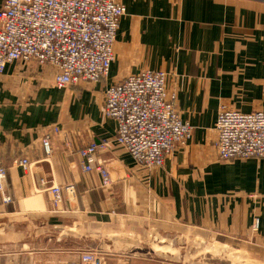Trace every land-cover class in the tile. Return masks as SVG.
I'll list each match as a JSON object with an SVG mask.
<instances>
[{
    "label": "crops",
    "instance_id": "obj_1",
    "mask_svg": "<svg viewBox=\"0 0 264 264\" xmlns=\"http://www.w3.org/2000/svg\"><path fill=\"white\" fill-rule=\"evenodd\" d=\"M118 1L126 15L106 79L59 90L54 70L36 63L0 77V264H81L87 252L104 264H264V159L221 162L215 150L221 106L264 112V0ZM146 70L169 74L193 127L161 168L138 166L103 115L105 90ZM104 142L109 188L77 154ZM24 158L30 172L16 163ZM52 184L75 186L59 208Z\"/></svg>",
    "mask_w": 264,
    "mask_h": 264
},
{
    "label": "built area",
    "instance_id": "obj_2",
    "mask_svg": "<svg viewBox=\"0 0 264 264\" xmlns=\"http://www.w3.org/2000/svg\"><path fill=\"white\" fill-rule=\"evenodd\" d=\"M126 15L118 0H5L0 9V77L14 63H36L54 70V86L59 90L106 79L115 61V43L120 23ZM169 74L146 70L112 84L104 92L103 115L117 124L114 142L146 169L161 168L166 159L186 147L193 127L181 119L177 93L168 90ZM217 158L221 162L264 159V112L243 114L221 106L216 123ZM60 130L45 134V154L53 152L51 140ZM110 142L91 143L77 150L81 170L97 173L103 188L112 185L109 171L99 159ZM17 165L31 171L28 158ZM7 171L0 168V194H4ZM42 186L49 181L40 179ZM55 208L64 193L75 192L74 184L47 188ZM254 198V196H251ZM257 218L253 230L258 231ZM81 264H104L102 256L87 252Z\"/></svg>",
    "mask_w": 264,
    "mask_h": 264
},
{
    "label": "water",
    "instance_id": "obj_3",
    "mask_svg": "<svg viewBox=\"0 0 264 264\" xmlns=\"http://www.w3.org/2000/svg\"><path fill=\"white\" fill-rule=\"evenodd\" d=\"M217 249H218L217 251H218V253H219L217 256L220 257V256H221V255H220V252H222V249H221V247H218Z\"/></svg>",
    "mask_w": 264,
    "mask_h": 264
},
{
    "label": "rangeland",
    "instance_id": "obj_4",
    "mask_svg": "<svg viewBox=\"0 0 264 264\" xmlns=\"http://www.w3.org/2000/svg\"><path fill=\"white\" fill-rule=\"evenodd\" d=\"M32 63H34V62H32ZM29 64H31V63H29ZM255 232H257V231H255Z\"/></svg>",
    "mask_w": 264,
    "mask_h": 264
}]
</instances>
